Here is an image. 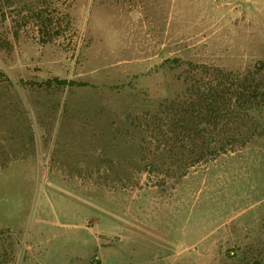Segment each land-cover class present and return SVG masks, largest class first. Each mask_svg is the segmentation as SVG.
<instances>
[{
  "label": "rangeland",
  "instance_id": "rangeland-1",
  "mask_svg": "<svg viewBox=\"0 0 264 264\" xmlns=\"http://www.w3.org/2000/svg\"><path fill=\"white\" fill-rule=\"evenodd\" d=\"M257 61L264 0H0V264H264V137L179 170L147 130Z\"/></svg>",
  "mask_w": 264,
  "mask_h": 264
},
{
  "label": "trees",
  "instance_id": "trees-1",
  "mask_svg": "<svg viewBox=\"0 0 264 264\" xmlns=\"http://www.w3.org/2000/svg\"><path fill=\"white\" fill-rule=\"evenodd\" d=\"M189 72L184 90L161 102L147 126L153 143L162 138L160 148L180 155L176 169L186 165L184 150L194 164L264 137V61L243 71L195 64Z\"/></svg>",
  "mask_w": 264,
  "mask_h": 264
}]
</instances>
